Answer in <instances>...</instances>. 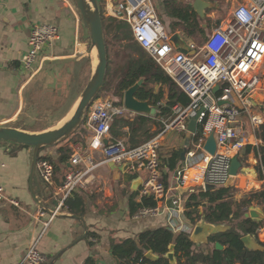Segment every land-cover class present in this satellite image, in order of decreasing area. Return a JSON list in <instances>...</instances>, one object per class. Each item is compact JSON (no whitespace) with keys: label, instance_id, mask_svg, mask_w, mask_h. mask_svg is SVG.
Returning <instances> with one entry per match:
<instances>
[{"label":"built area","instance_id":"obj_1","mask_svg":"<svg viewBox=\"0 0 264 264\" xmlns=\"http://www.w3.org/2000/svg\"><path fill=\"white\" fill-rule=\"evenodd\" d=\"M108 17L121 20L129 26L133 41L152 58L175 84L178 91L187 97L188 103L175 104L170 116L159 119L161 131L141 144L130 147L123 139H115L111 128L115 118L136 114L122 104L115 106L112 98L98 97L90 104L84 126L91 131L85 148L79 141L70 145L71 155L61 186L55 190V208L52 219L68 212L66 200L78 191L87 193L94 181V172L108 164L123 166V172L140 180L137 204L150 200L154 206H140L133 219L163 216L165 226L172 232L191 235L194 228L185 218V204L180 190L193 193L204 184L226 185L232 180L229 170L231 159L241 154L248 145L250 134H255L264 123L259 114H252V97L259 87L257 70L264 63V0H244L231 11L219 27L206 35L200 45L187 44L189 51L176 49L169 41L150 0H103ZM59 29L49 24L33 25L29 30L27 49L19 67L14 69L26 80H31L38 69V58L58 39ZM218 87L216 93L214 88ZM219 102H223L219 105ZM203 110L197 120L198 131L193 135L185 164L176 175V186L171 197L163 183L159 159L161 143L167 133L185 135L189 121ZM245 118V120H244ZM213 135L216 151L213 155L203 147ZM99 152L96 161L91 152ZM261 190L264 191V163H259ZM196 168L198 184L188 185L186 170ZM42 181L51 184L54 168L50 162L40 159L36 163ZM195 180V179H194ZM17 202L8 200L0 187V204ZM39 210L36 220L42 219ZM25 264H47L48 259L31 245L25 252ZM148 264V263H140Z\"/></svg>","mask_w":264,"mask_h":264},{"label":"crops","instance_id":"obj_2","mask_svg":"<svg viewBox=\"0 0 264 264\" xmlns=\"http://www.w3.org/2000/svg\"><path fill=\"white\" fill-rule=\"evenodd\" d=\"M193 1L156 0V7L160 8L162 15H168L175 22V18L170 14L172 9H184L190 6L189 9L199 18L201 27L205 29L208 27V33L228 19H223V6L221 4L226 3L234 6L238 1L244 2V0H216L215 2L204 0L210 3L211 7L203 11L204 17L201 18L192 8ZM166 2L169 4L168 10H165L164 5ZM151 4L154 7L152 1ZM211 8L214 10L207 12V9ZM229 8L230 16L234 7L232 9L231 7ZM75 9L73 2L69 0H0V128L9 127L30 133L45 131L46 128H39L38 130L24 129L19 126V123H29L28 119H30V116L28 114L30 111L27 106H31L33 102L38 101V80H35L38 75L44 69L49 71L52 67H55L54 65H57L55 62H59L58 60H79L81 53L84 51V46H87L84 43L85 35L88 42L86 44H90L88 32L81 24L80 17ZM217 14H220V18H217ZM156 15H158L157 12ZM213 20L215 22H212ZM216 22H219V24L217 25ZM37 24L57 26L59 33L58 39L51 47L43 51L38 58L35 65L38 71L28 81L19 73H15L14 69L19 67L20 59L27 49L30 28ZM177 32L186 44L194 43L198 45L186 37L181 27L177 28ZM93 56L94 66V53ZM257 73L260 82L252 97V114L261 115L264 121V63L259 66ZM157 91L158 88H155V93ZM164 94H167L166 88L164 89ZM77 98L79 99V97ZM78 99H76V103ZM162 103L164 104L165 101ZM73 110L74 108L72 112ZM71 113L68 116L66 115L67 117L65 115L64 117L62 116L60 121L66 117L63 121L66 122ZM158 113L159 111L157 110V114L154 117H144L154 119L160 124L159 119L170 116L171 111L166 116H161ZM123 118L130 119L129 116H124ZM155 126L154 124L152 125V131L156 129ZM84 128L87 133L83 141L79 140V142L86 148L91 131L85 126ZM196 128V131H198V125H196ZM256 133L250 134L247 146L264 148V141L258 139ZM193 135L190 137L186 152L189 150ZM180 136H182L183 144L181 149L183 150L185 135L180 134ZM73 142H64L57 146L45 147L40 152V155L44 158L50 159V161L48 159L47 161L52 164L54 174L51 184H46L42 181L39 170L35 169L33 178L35 202L29 188L32 148L19 147L17 144L0 141V187L3 188L4 195L9 201L13 200L18 204L17 206L10 203L0 204V264H25L23 262L25 252L33 244L36 245L41 254L47 257V264H83L87 257H93L95 264H116L109 247L111 240L119 242L120 240L134 237L141 232L165 225L163 216L133 219L132 216L128 215L130 192L137 191L138 195V188L132 190L131 186L133 182L138 180H134V175L124 173L123 170H118L116 166L108 164L94 172V181L87 193L78 191L83 194L85 209L83 216L76 217L83 220V222L73 218L72 216L74 215L70 212H66L52 219L49 225L44 228L43 223L50 219V213L55 208L54 192L61 186L64 174L69 167V159L65 164L60 165L59 158H61V155L58 149L60 146L67 145L70 148ZM178 144L177 138L176 140L173 138L172 141L163 138L159 152L163 183L164 177H167L166 190L171 197L176 196L177 193L173 191L176 186L175 170L177 168L173 172L167 173L165 162L172 153L181 150L178 149ZM245 150L246 147L239 154L243 169L230 181L237 190L234 195L237 200L242 195L248 194L245 191L251 190L249 193H252L262 188L258 162H264L261 161L260 155L255 154L253 150L249 153H245ZM91 154L96 161L101 158L99 152L92 151ZM180 164L182 168L187 167L185 159L183 162L179 161L178 166ZM188 173L196 176L197 170L196 168H188L185 180L188 177ZM199 180L197 176V181L191 185L198 184ZM185 192L180 190L178 193L184 197ZM136 201L137 196L135 198ZM253 203L255 204L254 207H250L249 210L254 209L264 216L257 203ZM40 204L43 209L39 206ZM181 207L184 210L185 204ZM39 210L44 212V216L38 221L35 216ZM252 221L255 222V220ZM255 223L259 226L256 232L257 239L264 243V219ZM88 232L95 233L97 237L86 239ZM252 238L254 239L253 236ZM203 247L205 248V246Z\"/></svg>","mask_w":264,"mask_h":264},{"label":"trees","instance_id":"obj_3","mask_svg":"<svg viewBox=\"0 0 264 264\" xmlns=\"http://www.w3.org/2000/svg\"><path fill=\"white\" fill-rule=\"evenodd\" d=\"M209 1L215 2L216 0ZM164 6L165 10H168L169 4L167 2ZM189 7L172 9L170 14L175 18L173 33L177 31L178 27H181L187 38L199 44L207 35L208 27L207 29L201 27L199 18ZM213 10L212 8L207 9V12ZM100 12L107 58L110 41L112 44L130 42L135 53L134 56L127 57L124 65L116 72L114 80L108 79V58L106 77L100 92L106 93L109 89L113 88V103L115 106H120L123 92L140 79H143V83L136 92L135 98L139 101H146L150 106L157 108L159 115L166 116L177 103L186 105L188 103L187 97L178 91L175 84L160 66L133 41L132 33L127 23L104 16L103 11ZM216 24L218 25L219 22H216ZM121 44H118V46H122ZM155 88H158L156 93ZM165 88L167 89V94H164ZM100 92L94 99L99 97ZM117 100L120 102L118 101L117 103ZM163 101H165L164 104L162 103ZM84 123L85 118L77 130L71 135L73 137H69L65 142L83 141L87 133V130L84 128ZM153 124L156 125L154 131L151 129ZM159 126L160 124L154 119L144 116H136L131 120L118 117L113 121L111 135L115 139L126 138V144L134 147L156 135L160 131ZM256 136L261 141H264V125L260 127ZM61 143L52 146H57ZM18 146L30 148L23 145ZM43 148L39 151L38 160L48 159L50 161L49 158H44L40 155ZM251 150L255 154H259L261 161L264 162L263 147L254 148L246 146L245 153H249ZM58 151L61 155L59 163L63 165L68 161L71 150L67 145L60 146ZM181 151L182 149L172 153L165 162L168 170L167 173H171L177 168ZM166 180L167 177H164L165 188L167 187ZM196 181L197 176H192L191 173H188V177L186 178L187 184L191 185ZM236 192L237 190L231 183L225 188L209 192L203 191L202 188H197L193 193L185 192L186 210L184 215L191 225L195 226L197 223L204 222L213 226L224 227L223 230L208 236L205 243L197 244L191 241L190 235L183 232L174 234L164 225L153 230L141 232L134 237L123 239L119 242L111 240L109 247L113 260L116 264H140L141 262L148 264H169L165 255L169 252V247L173 245L175 264H264V250L248 251L240 240L242 236L249 234L254 237V241L257 244L264 248V243L260 242L256 236L259 226L254 221L245 217L252 202H256L257 206L264 213V191L259 190L242 195L239 200L234 198ZM136 196L137 191L130 192L128 198L129 216H133L142 205H155L150 200H143L142 204H137L135 202ZM66 205L68 212L72 215H84L85 203L82 193L78 192L73 194L71 198L66 200ZM89 237L96 238L97 235L88 232L86 239ZM215 243H219L222 249L216 250L214 247ZM149 251L154 256H157L156 261H149L145 258V254ZM83 264H95V259L93 257H87Z\"/></svg>","mask_w":264,"mask_h":264},{"label":"water","instance_id":"obj_4","mask_svg":"<svg viewBox=\"0 0 264 264\" xmlns=\"http://www.w3.org/2000/svg\"><path fill=\"white\" fill-rule=\"evenodd\" d=\"M116 1V0H114ZM75 5L83 27L87 30L91 46L95 47L96 51V63L92 74L81 93L76 106L70 116V118L64 122L62 125L55 127L50 130H45L42 132L30 133L26 131H21L15 128L1 127L0 128V141L10 142L17 145H23L26 147L32 148L30 172H29V188L30 194L33 200L36 202L33 192V178L36 169V163L39 156V151L41 148L46 146H52L57 143L65 142L81 125L83 119L86 115V112L94 100V98L100 92L106 77V71L108 66V58L106 45L104 40V31L102 24V17L99 8L98 0H72ZM211 7V4L205 2L204 0H194L192 4L193 10L201 17H204L203 11L206 8ZM169 41L173 44L176 49H179L183 52H191L188 49V46L184 40L179 36V33L176 31L169 36ZM143 79H140L134 85L126 89L122 94V105L130 112L135 113L137 116H150L154 117L157 114V108L152 107L146 101H139L135 98V94L138 91L139 87L142 85ZM218 87L214 88L213 92L216 93ZM223 102H219V105H222ZM203 110H199L195 117H193L187 126V133L185 134L184 139V148L180 153V162H183L185 159L186 149L189 145V140L191 135L195 134L197 128V120L202 114ZM203 149L209 154L213 155L216 151V144L214 141L213 135L206 140ZM115 168V167H114ZM182 165L180 164L175 170V175L181 170ZM118 170H123V166L117 167ZM243 169V163L238 154L234 155L231 159L229 174L231 178L237 176L238 172ZM140 185V181H135L132 183V190H136ZM226 185H211L204 184L202 190L205 192L219 190L227 187ZM42 209V205H39ZM73 218L79 219L76 216ZM246 218L251 220H263L264 216L254 209L248 210L245 214ZM83 222V220L79 219ZM221 229L219 226H213L204 222L197 223L190 235L191 241L200 244L205 243L208 236L219 232ZM241 242L248 251H263L264 248L257 244L251 235L247 234L241 237ZM216 250H221L222 246L219 243L214 245ZM169 264H175L174 259V246L169 247V252L165 255ZM145 258L149 261H156V256L149 251L145 254Z\"/></svg>","mask_w":264,"mask_h":264},{"label":"rangeland","instance_id":"obj_5","mask_svg":"<svg viewBox=\"0 0 264 264\" xmlns=\"http://www.w3.org/2000/svg\"><path fill=\"white\" fill-rule=\"evenodd\" d=\"M69 1L72 2V0ZM151 1L154 5V8L158 14L157 15L158 19L161 22L165 32L168 34H172L174 31V26H173L174 20H172L168 15L166 16L162 15L161 10H159L160 8L156 7L157 5L156 0H151ZM98 3H99L100 11H103L104 16H108L105 10L104 1L98 0ZM238 3L240 2L238 1L237 3H235L234 6H232V4H226V3L221 4L223 6L222 7L223 8L222 13L224 14L223 19H227L229 17V11H228L230 10L229 7H231L232 9ZM75 10L78 13L77 9ZM217 16H218L217 18H220V14H217ZM215 20H213L212 22H215ZM212 30H210L207 34H209ZM84 40H85L84 43L87 46H84V51L81 53L82 55L79 60L76 61L75 59L58 60L59 62H55V64H57L54 65L55 67H52L49 71L48 69H44V71H42V73L39 74L38 77L35 79L38 80V101L33 102L31 106L29 105L27 106L30 111L28 114L30 116V119H28L29 123L27 124L19 123L20 127L29 130H38L39 128H46L45 130H48L58 127L62 123H64L63 122L64 119L68 116L69 113L72 112V109L76 105L75 101L76 99H78L77 97H80L81 93L83 92L95 66V65L93 66V59H94L93 46H91V42L89 45L86 44L87 42L86 35L84 36ZM118 44L121 43L112 44V42L110 41V44L108 46V58H109L108 79L111 80H114L115 78L114 76L116 72L124 65L127 57L135 55L130 42H122L121 44L122 46H118ZM200 44L201 43H199L198 45ZM88 61H89V65H88ZM112 95H114L113 88L109 89V91H107L106 93L100 92L99 97L105 98L108 96L113 98ZM118 101L119 100H117V103ZM120 104H122V102ZM64 115L67 116L60 121V119L62 118V116L64 117ZM159 128L161 131L162 128L161 124ZM164 138L169 141H172L173 138H175L176 140L177 138V141L179 142L178 149L182 148L183 141H182V136H180V134L170 132L167 133L164 136ZM120 139L124 140V138H120ZM245 192L249 193L251 192V190ZM254 205L255 204L253 203L251 208H253ZM255 222H259V220H255ZM219 228L221 230L224 229L223 226H219Z\"/></svg>","mask_w":264,"mask_h":264},{"label":"bare ground","instance_id":"obj_6","mask_svg":"<svg viewBox=\"0 0 264 264\" xmlns=\"http://www.w3.org/2000/svg\"><path fill=\"white\" fill-rule=\"evenodd\" d=\"M93 51H94V55H95V62H94V65H95V63H96V53H95V47H93ZM92 52V51H91ZM72 114V113H71ZM71 116V115H70ZM70 116H69V118H70ZM63 124V123H62ZM61 124V125H62Z\"/></svg>","mask_w":264,"mask_h":264}]
</instances>
